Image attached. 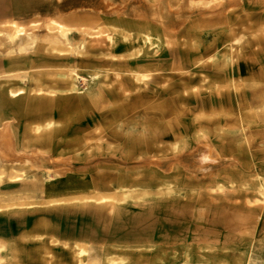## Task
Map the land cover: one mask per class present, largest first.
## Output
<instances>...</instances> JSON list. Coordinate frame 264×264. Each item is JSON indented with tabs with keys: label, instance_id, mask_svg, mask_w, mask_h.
<instances>
[{
	"label": "bare ground",
	"instance_id": "6f19581e",
	"mask_svg": "<svg viewBox=\"0 0 264 264\" xmlns=\"http://www.w3.org/2000/svg\"><path fill=\"white\" fill-rule=\"evenodd\" d=\"M143 1L128 9L101 0L99 9L42 25L13 22L10 14L33 7L7 3L9 16H0L9 19L0 22L7 49L0 53V264H28L27 250L49 264L52 251L70 246L80 264H123L90 258L88 243L71 244L78 235H65L59 216L47 212L73 202L109 211L141 206L149 195L133 188L148 181L165 187L154 194L164 196L174 181L190 187L192 172L222 171L232 131L251 155L253 136L264 133V0ZM194 76L198 86L189 87ZM194 156L211 165L197 171ZM257 191L264 197V178ZM187 222L162 228L187 233ZM177 239L153 238L147 247ZM164 253L154 251L153 263Z\"/></svg>",
	"mask_w": 264,
	"mask_h": 264
},
{
	"label": "rangeland",
	"instance_id": "374dc122",
	"mask_svg": "<svg viewBox=\"0 0 264 264\" xmlns=\"http://www.w3.org/2000/svg\"><path fill=\"white\" fill-rule=\"evenodd\" d=\"M109 1L115 7L127 6L128 9L148 5V2H141L142 0ZM162 1L165 5L166 1ZM103 2L101 0H0V16L10 14L6 9L7 3L18 4L22 8L33 7L20 15L10 14L11 20L22 24L37 21V24L42 25L59 20L62 18L60 16H70L73 13L87 14L90 12L87 8L99 9V4ZM173 9L175 11L176 8ZM99 11L101 10H97L95 14L97 15ZM3 17H0V22L9 20ZM104 20L111 21L112 17L105 15ZM6 52V47L0 48V53ZM2 58L3 56H0V59ZM239 84H242L241 81ZM261 84L264 85V81L258 85ZM189 85V87L198 86V78L194 76L189 81ZM78 88L80 93H85L88 90L87 80L81 79ZM180 93L183 92L180 90ZM231 134L234 139V143L230 145L231 158L220 166L219 170L222 171L218 173L215 169L207 174L192 172L189 177L192 184L190 187H184V183L179 184L174 181V184L170 185L174 192L161 196L154 194L166 193L165 187L146 181L142 183L143 185L132 189L149 195L144 198L145 202L141 206L119 204L109 211L103 204L73 202L60 204L47 213L51 215L50 218L59 216L65 235H78L77 240L70 241L71 244L74 241L88 243L90 258L99 253L108 260H124L123 264H264V197L257 191L260 180L264 178V133L253 136L252 155L243 152L246 144L237 138L240 131H232ZM238 148L240 149L237 150ZM192 161L196 170L200 172L211 165V160L207 156H194ZM46 174L50 183L57 182L58 178L53 172ZM36 175L39 177L41 173L37 172ZM25 181L28 180L18 179L15 184L20 185ZM230 181L233 182V189ZM38 184L41 186L40 182ZM218 187L221 189H217ZM247 202H250V205ZM39 208L44 207L32 209ZM154 212L159 216L151 215L150 219L141 221L142 216L155 214ZM181 222L190 225L187 233L177 234L162 228L164 223L177 225ZM184 234L186 238H183ZM174 235L180 239L171 245H159L154 249L147 247L152 244L150 239L165 241ZM99 242L103 245H98ZM48 245L53 247L49 243ZM204 247L208 249H202ZM60 248L62 247L50 253L55 259L49 261V264H57V262L80 264L75 259L74 248L71 246L62 250ZM156 248H163L165 253L162 262L153 263L152 253L157 250ZM21 255L28 258V264L43 262L40 260L42 256L34 255L32 250H27ZM50 256L47 259H50ZM102 263L108 264L106 260Z\"/></svg>",
	"mask_w": 264,
	"mask_h": 264
}]
</instances>
